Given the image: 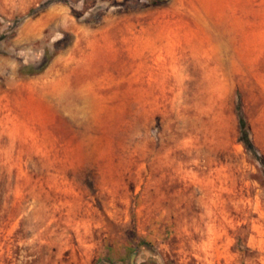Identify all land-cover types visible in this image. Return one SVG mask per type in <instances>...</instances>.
Wrapping results in <instances>:
<instances>
[{
	"label": "rangeland",
	"instance_id": "374dc122",
	"mask_svg": "<svg viewBox=\"0 0 264 264\" xmlns=\"http://www.w3.org/2000/svg\"><path fill=\"white\" fill-rule=\"evenodd\" d=\"M0 264H264V0H0Z\"/></svg>",
	"mask_w": 264,
	"mask_h": 264
},
{
	"label": "trees",
	"instance_id": "16d2710c",
	"mask_svg": "<svg viewBox=\"0 0 264 264\" xmlns=\"http://www.w3.org/2000/svg\"><path fill=\"white\" fill-rule=\"evenodd\" d=\"M156 1H163V0H156ZM235 110H236V119H237V126H238L239 141L241 142V144L243 145V147L247 151L253 153L254 148H253V145L249 139L246 122H245V119L241 113L240 105H239L238 101L236 103Z\"/></svg>",
	"mask_w": 264,
	"mask_h": 264
}]
</instances>
